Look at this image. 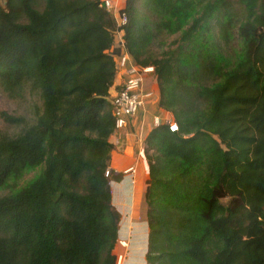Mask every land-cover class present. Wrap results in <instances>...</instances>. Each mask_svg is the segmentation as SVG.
<instances>
[{"label":"trees","instance_id":"obj_1","mask_svg":"<svg viewBox=\"0 0 264 264\" xmlns=\"http://www.w3.org/2000/svg\"><path fill=\"white\" fill-rule=\"evenodd\" d=\"M104 0H0V264H117ZM125 49L178 131L145 140L148 264H264V0H126ZM179 36L169 42V38ZM37 175L17 187L26 173ZM230 199L225 205L222 200Z\"/></svg>","mask_w":264,"mask_h":264},{"label":"crops","instance_id":"obj_2","mask_svg":"<svg viewBox=\"0 0 264 264\" xmlns=\"http://www.w3.org/2000/svg\"><path fill=\"white\" fill-rule=\"evenodd\" d=\"M112 1L119 9L125 7L126 0ZM123 82L124 73L119 72L116 75L115 83L111 90L112 95L120 90ZM143 87L145 90L151 91L153 97L147 100L139 109L137 115L129 122L128 126L123 130L116 131L110 140L114 146L112 169L116 173L124 174V178L120 182L122 184H115L114 193L112 191L114 207L122 215L118 244L115 249V254L118 258L117 264H148L147 253L150 228L148 215H146L147 211H145L146 203H143V210L145 209L143 212L145 214L143 213L139 217L135 216V194L133 193L136 177L135 171L136 169L137 171L142 170L143 167L147 173L149 172L148 162L146 163L142 159V157H146L145 152L142 150L145 140L155 128V118H159L163 124L168 119L174 121L172 114L159 106V87L153 73L145 76ZM139 135L142 138L144 137V141L139 140Z\"/></svg>","mask_w":264,"mask_h":264},{"label":"built area","instance_id":"obj_3","mask_svg":"<svg viewBox=\"0 0 264 264\" xmlns=\"http://www.w3.org/2000/svg\"><path fill=\"white\" fill-rule=\"evenodd\" d=\"M102 6L111 14L116 23L117 30L114 33L115 46L120 49V52L115 57L117 74L119 72L124 73V82L120 90L111 96L116 120V131H119L125 129L129 122L137 115L139 109L147 100L153 97V93L145 90L143 85L145 76L152 74L154 69L153 67L141 68L137 66L127 53L123 40V31L121 30V27L125 26L128 22L127 15L121 12L122 9L119 10L112 0H104ZM154 124L155 127L168 125L172 132L178 131V125L170 119L166 120L163 124L159 118H155ZM140 135L139 140L142 139Z\"/></svg>","mask_w":264,"mask_h":264},{"label":"rangeland","instance_id":"obj_4","mask_svg":"<svg viewBox=\"0 0 264 264\" xmlns=\"http://www.w3.org/2000/svg\"><path fill=\"white\" fill-rule=\"evenodd\" d=\"M118 9H119V7H118ZM178 37L179 36H173V37L169 38L168 40H169V42H172V41L178 39ZM33 102H37V99L31 98L29 96V93L22 100H13V99H10L7 95H5L2 91H0V132H5V133L11 134V135L17 134L21 128L8 125L4 121L2 114H7V115L13 116V117L24 118L26 120V122H30L32 119L31 109H32ZM141 141H144V137L141 139ZM145 149H146V144L144 143L142 151L145 152ZM142 159L144 161H146V163H147V160H145L146 157L145 158L142 157ZM147 166H149L148 163H147ZM147 170H148V167H147ZM138 172H140L142 174L141 190H142V193H145L146 182H147V172L143 167H142V170L137 171V173ZM37 173H38L37 171L26 173L24 178L18 183L17 187H22L27 181H29L33 177H35L37 175ZM120 174H122V173H120ZM148 176H149V172H148ZM123 178H124V174H122V179ZM115 184L121 185L122 183L115 181V180L112 181L111 188H112L113 193H114V185ZM136 190H137V187H136V177H135L134 190H133L134 194H135ZM125 191H126V189H125ZM8 193H9V190H0V197H3L4 195H7ZM126 193H127V191H126ZM138 198H139L138 203H137L138 205L136 206V210H135L136 211L135 212L136 217H139L143 214L142 209L144 208L143 207L142 194L138 195ZM229 202H230V199L222 200V203L225 205H227ZM145 209H146V211H148L147 205H145ZM121 219H122V215H121Z\"/></svg>","mask_w":264,"mask_h":264},{"label":"bare ground","instance_id":"obj_5","mask_svg":"<svg viewBox=\"0 0 264 264\" xmlns=\"http://www.w3.org/2000/svg\"><path fill=\"white\" fill-rule=\"evenodd\" d=\"M147 172V171H146ZM135 173H136V187H137V190L135 191V199H134V201H135V210H136V206L138 205L137 203H138V200H139V198H138V195H140V194H142V198H143V203L145 204L146 203V200H145V193H142V190H141V186H142V174L140 173V172H138L137 173V169H136V171H135ZM143 204V205H144ZM145 210V209H144ZM143 209H142V211H144ZM146 211V210H145ZM136 212V211H135ZM144 213V212H143ZM145 214V213H144ZM147 215V214H146ZM147 217V216H146ZM147 220V219H146Z\"/></svg>","mask_w":264,"mask_h":264}]
</instances>
